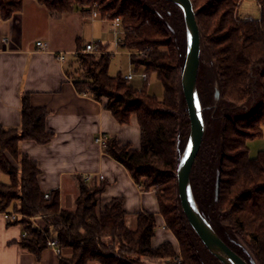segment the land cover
Returning a JSON list of instances; mask_svg holds the SVG:
<instances>
[{"label":"trees","instance_id":"16d2710c","mask_svg":"<svg viewBox=\"0 0 264 264\" xmlns=\"http://www.w3.org/2000/svg\"><path fill=\"white\" fill-rule=\"evenodd\" d=\"M37 1L50 11L62 13L81 6L87 16L92 13V4L97 2L98 10L105 17L121 19V46L132 51L131 63L136 68L143 66L147 72L141 87L130 83L121 72L114 75L109 72L112 58L109 52L99 56L76 54L66 61L65 70L78 91L98 100L107 97L105 107L120 123H129L131 116L137 115L140 147L111 137L106 152L123 163L145 190L155 188L159 212L181 246L182 261L172 264H202L179 214L175 151L179 118L176 113L178 66L174 45L166 37V25L136 0L131 3L118 0L108 3L106 0ZM240 1L192 0L197 20L207 35L217 63L224 98L236 103L249 100L253 72L263 85L256 112L245 117L247 121L242 126L236 123L234 128L225 127L219 207L236 233L249 238L247 241L255 258L259 264H264V150L252 157L248 147L249 140L264 135V0H256L261 10L260 18L250 20L236 16ZM23 4L24 0H0V17L10 19L22 10ZM151 73H156L163 83L162 98L148 90ZM47 114L46 108L33 106L25 93L21 126L0 127V169L10 176L9 183L0 182V211L12 206L25 216L12 220L21 222L24 229L21 246L40 254L48 246V238H57L62 250L71 249L70 256L63 257L60 264H160L158 261L165 257H175L170 241L152 245L157 227L155 212L139 213L136 227L132 228L127 224L121 197L97 207L104 183L92 184L81 178L75 209L61 207L57 189L45 197L39 183L41 170L37 162L20 149L19 141L29 138L39 143L49 142L54 133L46 128ZM40 214L45 222L42 228L28 219V216Z\"/></svg>","mask_w":264,"mask_h":264},{"label":"crops","instance_id":"0c3cea01","mask_svg":"<svg viewBox=\"0 0 264 264\" xmlns=\"http://www.w3.org/2000/svg\"><path fill=\"white\" fill-rule=\"evenodd\" d=\"M35 4L27 12L24 3L22 10L10 19L0 17V127L21 126L22 96L27 93L33 106L46 108L45 125L54 133L47 143L29 138L19 141L20 149L35 160L41 170V189L44 192L57 189L61 207L75 209L81 178L92 184L104 183V190L98 194V208L114 197H121L127 224L132 228L136 227L139 213L155 212L157 228L152 245L158 246L166 240L176 245L177 239L171 230L162 227L165 222L159 213L156 194L145 191L123 163L104 152L95 142V136L103 132L121 143L140 147L141 130L137 115L133 114L129 123L122 124L105 107L103 98L98 100L89 93L78 91L65 67L66 61L79 51V43L82 46L88 43L81 42L79 32L71 35L66 47L60 42L63 34L55 37L49 32L35 33L39 20L48 27L53 19L62 24L66 20L70 23L77 20L84 26L91 16H86L81 7L62 13L50 11L44 5L49 11L48 16L45 9ZM39 40L48 47L42 49L38 46ZM60 51L65 53L64 61L57 58ZM12 212L9 209L0 211V264H60L64 255L71 254L69 248L62 250L61 254L51 246L42 249L40 254L23 248L20 240L25 232L21 222L9 219Z\"/></svg>","mask_w":264,"mask_h":264},{"label":"rangeland","instance_id":"374dc122","mask_svg":"<svg viewBox=\"0 0 264 264\" xmlns=\"http://www.w3.org/2000/svg\"><path fill=\"white\" fill-rule=\"evenodd\" d=\"M110 1L112 0H106V3ZM136 1L143 3L149 9H151L156 14L158 19L166 25L168 29V35L167 36L164 35V36L168 37L172 41V44L174 45V49L176 52V61H177L176 64L178 66V72L176 76V88H177L176 113L178 114L179 117L177 143L175 150L176 160H177V156H178L177 154L179 153L181 155L182 152L184 151L191 131V121L180 83L181 66L184 59L185 46H186V27L184 23L183 13L177 5L173 4L170 1H165V0H136ZM118 2L131 3L132 1L118 0ZM24 3L27 7L26 8L27 12L30 9H32L30 6L36 3L35 5H39V7L45 9L46 13H48L49 16L48 9L43 4L38 3L36 0H24ZM92 6L93 9L98 10L97 2L92 4ZM84 7L88 8L90 6H84ZM77 9H79L78 6ZM235 13L237 17H239V15L242 16L244 14H249L253 18L258 19L260 18L261 10L256 0H242L240 1V4L236 9ZM165 20L168 22L169 25L166 23ZM84 23H85L84 26H81L77 20L72 21L71 23L66 20V23L62 24L61 21L59 22V20L53 19L51 20V23L48 27L47 25H45L44 22H41L39 20L35 25V33L42 35L49 32L52 36L55 37L63 34V36H60L61 38L60 42L64 44L66 47L70 43L69 40L71 39V35L75 34L76 32H79L82 43H86L90 41H95L100 43L99 50L92 54L99 56L100 54L107 52L112 53L111 63L109 67V72L111 74L114 75L117 74L118 72H121L123 75H125L126 73L131 71L135 73L144 71L143 66L136 68L131 63L130 51L124 48L123 46H121V40L123 39L122 38L123 29L121 22L118 23L117 26L115 27L112 24V21L109 20V18L105 17V15L100 13L97 19L92 20L89 17ZM201 29L203 36H202L200 65H199V71L197 77V87L203 106H207V108L204 110V118H205L204 137L191 171L192 187L198 203L206 211H208L209 214L212 215L214 225L220 229L221 227H223L224 230L223 229L222 230L224 236L232 241L234 239H237L238 241L242 242V244L245 246L247 250L252 252L248 244L249 238L245 239L240 237L232 227L231 223L228 220L224 219V214L223 211H221L220 207H216L212 204V189L215 178V171L218 164L221 166V175H222L224 152H225V135H224L225 127L234 128V125L236 123L242 126L243 123L247 121L245 117H248L256 112L257 103L260 100L262 94L261 86L263 85L259 81V76L257 75V73L253 72L250 79V87L252 94L249 100L241 103H236L225 99L224 96L222 95L221 99L219 101H216L214 99V87L212 84L213 82L211 80L212 69L210 67L209 57H208V51L212 53V49L208 42L207 35L204 29L202 27ZM31 33L34 32L32 31ZM164 36H158V37L162 38ZM83 47L84 46L79 48V51H81ZM162 49H166V48L163 47ZM79 51H77V54L81 53ZM136 53H140V51H137ZM131 82L132 84L140 87L144 84L143 79L138 75H136L134 79L131 80ZM148 90L151 94H155L159 98H162L164 95L163 83L159 80L156 73L150 74L148 81ZM103 99L105 101L108 100L107 97H103ZM214 105L217 106L214 107ZM248 147L250 150V155L252 157L253 156L256 157L260 150H264V135L249 140ZM142 180L145 181L146 178H143ZM0 181L10 182L9 174H7L5 171L1 169H0ZM140 186L144 189L143 185ZM145 191H152L153 193L156 194V190L153 187L150 190H145ZM177 198H178V192H177ZM178 205H179L180 217L183 220V224L189 236V239L193 247L195 248L196 253H198V256L201 259V263L223 264L214 254H212L207 249V247L202 242L200 237L190 226L186 216L184 215L181 209L179 198H178ZM9 210L12 212L13 207L11 206ZM160 215L162 216V219L165 222V224H163L162 227L169 229L167 227V222L164 215L162 213H160ZM21 217H25V216L22 215ZM30 217H34V220L30 219ZM28 219L34 224V226L38 228H42L45 224L43 214L36 216H28ZM171 232L174 234V236L177 239L176 245L172 243L176 255L175 257H165L162 260H159L158 262L160 264H172L173 262L179 263L177 261V258L179 257L182 260L180 242L177 236L175 235V233L172 230ZM68 256L70 255H67L66 257Z\"/></svg>","mask_w":264,"mask_h":264},{"label":"water","instance_id":"95a60500","mask_svg":"<svg viewBox=\"0 0 264 264\" xmlns=\"http://www.w3.org/2000/svg\"><path fill=\"white\" fill-rule=\"evenodd\" d=\"M165 1H170L181 9L186 27V46L180 83L191 121V131L184 151L181 155L177 154V192L181 209L207 249L223 264H259L254 254L247 250L242 242L237 239L232 241L224 236L223 227L220 229L214 225L212 215L198 203L194 195L191 171L204 137V110L207 108L203 106L197 87L203 34L192 0ZM166 23L168 24L167 21ZM208 57L212 69L214 99L219 101L223 95L222 82L217 63L209 51ZM220 182L221 166L218 164L212 189V204L216 207H219Z\"/></svg>","mask_w":264,"mask_h":264},{"label":"built area","instance_id":"2783aa9c","mask_svg":"<svg viewBox=\"0 0 264 264\" xmlns=\"http://www.w3.org/2000/svg\"><path fill=\"white\" fill-rule=\"evenodd\" d=\"M99 14H100L99 10L92 9V13H91L92 20L97 19ZM239 17L244 19V20L253 19V17L249 14H244L242 16L239 15ZM109 20L112 21V24L115 27L117 26L118 23L121 22V19L119 17H117L115 19H109ZM37 45L40 46L42 49H46L48 47L47 43H45L41 40L37 41ZM99 46H100L99 42L90 41V42L86 43L84 48L79 52L94 53V52H97L99 50ZM141 52L142 51H140V53ZM130 53H131V51H130ZM76 54H77V51H76V53H74V55H76ZM57 58L60 61H64L65 60V53L62 51L57 52ZM136 75L140 76L142 79H146V77H147V73L145 71H142L139 73H135V72L131 71L130 73H128L124 76L126 79H128L130 81ZM109 139H110L109 135H107L106 133H103V132H100L95 136V142L101 147V149H103L104 152H106V150L108 148ZM101 177H103V175H101ZM88 178H89V176L87 177V179ZM49 194H50V191L45 192V197H49ZM21 216H22V214L20 212H12L9 214V219L16 220V219H19ZM30 219L34 220V217H30ZM47 245L54 247L58 254L62 253V249L59 246V241L57 238H54V237L48 238ZM168 260H170V259H168ZM177 261L180 263L182 260L179 257V258H177Z\"/></svg>","mask_w":264,"mask_h":264}]
</instances>
